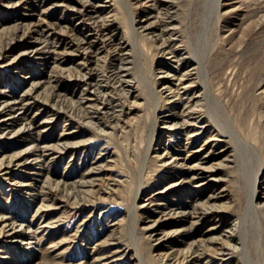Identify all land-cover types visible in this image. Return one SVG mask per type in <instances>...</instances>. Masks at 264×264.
<instances>
[{
	"label": "rangeland",
	"instance_id": "obj_1",
	"mask_svg": "<svg viewBox=\"0 0 264 264\" xmlns=\"http://www.w3.org/2000/svg\"><path fill=\"white\" fill-rule=\"evenodd\" d=\"M83 1L0 0V45H4L5 39L10 37L12 23L19 20L43 27L44 34L48 30L53 31L49 41L55 35L68 41L66 34H84L86 31L81 30L78 17L70 14L72 7H81ZM86 2L87 7L88 4L99 3L101 10L98 14L115 17L112 29L114 40L126 44L121 50L128 59L127 69L122 72L125 81L106 86V92L115 98L114 102L121 103H114L113 117L109 110H101L97 117L100 123L93 121L96 118L88 121L56 107L57 115L53 120H43L50 115L52 106L45 103L48 110H42L38 117L42 121L40 135L49 142H55L54 138L62 135L61 140L67 143L68 149L60 160L40 166L38 173L36 166L32 169H20L16 165L10 167L18 171L13 175L10 172V178H25V193L23 195L18 189L19 185L12 187L11 195L9 191L0 190V205L13 206L11 210L8 208L11 213L23 218L24 226L28 225V228L22 232V241L28 242L18 241L8 245L4 252L0 249L1 264H88L96 250L104 251L103 243L99 241L105 240L109 243L105 244L108 247L118 245V253L117 259L111 258L104 264H165L162 257L166 252L175 257L179 264H200L206 256L182 259L187 244L196 241L195 244L203 243L212 249L218 245L223 229L229 224H233V238L229 249L232 252L226 254V257L229 255L226 258L229 259L228 264H264V203L261 202L264 192L259 193L256 217L250 213L246 214L245 219L243 217L249 190L247 186L255 166L252 145L262 158V170L256 182L259 190H264V19L257 20L256 14L264 8V0H222L218 11L212 9L214 0H172L173 7L168 4L161 8L162 14L168 11L167 14L173 15L176 23L177 31L171 36L169 50L160 47L157 38H148L154 32H151L154 24L141 28L136 23L140 31L137 36L134 35L130 29L127 0ZM147 10L137 12L135 19L143 16L141 23H147L152 19L144 17ZM153 13L152 10L151 15ZM34 43L41 45L43 40L40 38ZM65 45L67 50L72 49ZM21 49L16 47L12 51L18 56L11 63L9 57L12 54L0 55V87L6 96L21 94L33 77L39 81L37 91L43 93L48 84L54 83L51 75L60 67L72 69L77 66L74 63L77 60L73 61V54L70 53L69 59L58 62L59 56L51 59L43 56L47 52L39 56L35 51L19 54ZM99 50V65L107 68L111 65L108 57L118 51L112 45L101 46ZM200 61L207 71V80L212 89L211 95L202 99L205 102L204 111L217 125L212 126L213 122L210 121L203 126L195 145L203 142L209 130L219 127L223 131L224 135L215 145L217 152L207 156L204 161L206 166L214 165L217 177L199 176L195 182L182 181L170 186L168 183L180 178L176 174L179 167L169 161L170 153L160 159L156 155L164 143L185 140L181 128L169 126L179 117L168 116L171 112L181 111L183 102L179 97L172 101L167 99V94L184 89L163 87L162 81L166 80L162 76L163 70H191L189 78L193 83L187 86V93H197L201 90ZM154 88L162 91V95L154 93ZM79 89L66 79L60 84L57 101L65 106L74 105L79 98ZM155 105L158 108L154 115ZM5 114L0 113L1 116ZM0 121V127H4L5 120ZM17 127L18 124L13 126L14 129ZM237 134L243 143L233 137ZM0 139V153L19 151L26 141L22 136L14 138L18 144L8 149L7 137ZM235 141L237 152L234 150ZM238 154L240 160L245 159L244 165L240 163ZM91 165H94V169L87 178L92 184L81 186L80 190L92 191V195L78 204L79 213L73 215L69 213L73 203L72 185L82 178ZM61 173L64 177L60 176ZM55 180H59L58 186H55ZM1 181L4 185L8 184L9 178H0ZM63 183L65 188L61 185ZM164 186L170 189L166 190ZM189 191L198 192L200 204L202 201L214 205L220 216L214 219L208 212L200 221L201 229L196 228L189 235L185 234L187 230L173 233L175 228L190 226L189 215L174 216L173 213L165 218L153 206L167 202L178 206L186 198H191L187 197ZM212 192L216 198L208 200L206 195ZM41 197L45 198V203L40 200ZM52 201L54 204L46 208L43 216L37 214L33 219L38 203L48 204ZM155 220L159 228L149 236L146 227ZM213 222L216 228L206 229ZM241 231L248 257H244L241 251ZM95 243H98L97 247L93 248ZM219 257L221 254L206 264L219 262Z\"/></svg>",
	"mask_w": 264,
	"mask_h": 264
},
{
	"label": "bare ground",
	"instance_id": "obj_2",
	"mask_svg": "<svg viewBox=\"0 0 264 264\" xmlns=\"http://www.w3.org/2000/svg\"><path fill=\"white\" fill-rule=\"evenodd\" d=\"M86 1L87 0L83 1L81 7H72L70 11L71 15L78 17L81 25V30L83 29L86 31L84 34H80V36H72L71 33H65L66 38L67 36L69 38L68 41H64V37L58 39V37H56L57 35L53 36V39L49 41L50 35H53V31L48 30V32L44 34L43 27L35 26L33 22H22V20H19L20 22L12 23L9 28L10 37L5 39L4 45H0V55L4 54V56L12 54V51L16 47H20L22 49L19 51V54H22L26 51H35V53H38L40 56V54L43 55L44 52H47V54L43 55L44 57H51V59H55L57 56H59L61 58L58 62H63L69 59L68 54L70 53L73 54L72 60H77L76 62H74L77 63V66L75 68H64V66H62L57 71H55L51 75L54 83L48 84L43 93L37 91L39 85L37 77H33L32 79H30L29 86L23 89L21 94H19L18 96H6L4 95V89L0 87V113L6 112L5 116L0 115V120H5L3 122L4 127H0V138L4 136L7 137L6 140H8V149H11L10 146L18 144L15 139L19 138V136L26 138L22 149H20L19 151L12 150L7 153H0V178L2 180H7L9 178L8 184L4 185L2 181L0 182V190H3V192L9 191L10 195L12 193V187L15 185H19L18 189L24 195L25 187L23 185L26 184L24 181L25 178L23 177L19 176L20 179H14L12 177L10 178V172L12 173V175L18 172L17 170L13 171L10 169L12 165H16V167L20 169H32L36 166L35 171L38 173L40 172V166L46 163L49 164L53 161L60 160L68 149L67 143L61 140L63 138L62 135L56 136V138H54L55 142H49L47 139L43 138V135H40V122L42 121L39 120L38 117L41 114L42 110H48V106L45 103H51L53 107L50 105V115H46L43 120H53V118L57 115L55 113V107L59 110L68 111L71 114H75L80 118H87L88 121L96 118L93 119V121L98 123H100V119L97 117L98 114H100L101 110H109L111 116H114L113 105L114 103H116L114 102L115 98L110 96L108 92H106V86H112L113 84L125 81V76L122 72L126 71L127 69L128 59H126V57L122 55L121 50L126 44L124 43V41L114 40V31L112 29L114 26L115 17L98 14L101 10V8L98 7L99 3L88 4L87 7ZM130 1L131 2L127 0L128 8H126L128 9L130 16V29L133 31L134 35L137 36L138 32L140 31L138 30L136 23L140 24L139 26L141 28H146V26L154 24L155 27L153 26V29H151V32H154L148 38H157L159 41L158 45L160 47L162 46V48L164 49L169 50V45L172 41L171 36L172 34H176L177 31L176 23L173 19L174 16L171 14H167L168 11H165V15H163L161 8L162 6L165 7L164 5L168 4H171V6L173 7L172 0ZM221 1L222 0H214V4L212 5V9L214 11H218L219 6L221 5ZM110 5L111 4H109V6ZM149 8L154 11L153 15H151L152 10H150ZM144 10H147L144 17H151L152 19L147 23L142 24L141 20L143 19V16H139L137 17V19H135V17L137 16V12H141ZM256 14L259 18L257 20L261 21L262 19H264V8L258 10ZM40 38H42L43 40V43L41 45H39L38 43H34L36 41H40ZM65 43L68 45L67 47H72V49L67 50ZM35 44H38V46H35ZM105 45H107L108 47L112 45L113 49H116V51H118L117 53L111 54L110 58L108 57L111 65L109 64L107 68H103L102 65L100 66L99 58L97 59V53L100 51L99 48ZM138 52L141 53L140 50ZM17 56V54H12L9 57V62L11 63ZM199 68L202 72L200 82L201 90H198L197 93L193 91L190 94L187 93L188 91L186 88L188 85H191L193 83V80L189 78L192 73L191 70H189L188 68L183 69L179 72L172 69H167V71L163 70L162 76L166 78V80L162 81L163 87H167L169 89L174 88L173 90L179 87L184 89L181 92L177 89L176 92L174 91L167 94L169 95L167 99L172 101L174 99L176 100V98L179 97V99L183 102L181 111L171 112L168 116L170 118L175 116L179 117V120L174 121L173 123L169 124V126H173L174 128H181L180 130H182L185 134V140L183 142H180L178 140L176 142L177 144L172 142L164 143L161 146L159 153H157L156 155V157L160 159L161 156L170 153L169 161L176 167H179V170H177L176 174L180 176V178L177 181L168 183V185L170 186L178 185L182 181L195 182L194 180L199 176L207 175L209 178L217 177V169L213 167L214 165L206 166L204 165V161L207 160V156H211L212 153L217 152V150H214L215 145L216 142L218 140H221L222 136L224 135L223 131H221L219 127L214 130H209L203 142L199 143V145L197 146L195 145V142L199 137V130L210 121L213 122L210 115L208 113L205 114V102L204 100H202L206 99L212 93V89L209 86L207 80V71L206 69H204L202 61L199 62ZM32 76L37 75L32 74ZM66 79H68L71 85L80 88L79 94L77 96L79 98L74 103L75 106L73 104L65 106L64 104L57 101L56 97L60 95L58 91L60 90V84L66 81ZM180 84L181 86H178ZM153 91L159 96L162 95V91H158L156 90V88H154ZM117 103H119V101H117ZM158 105H155L154 115L158 108ZM29 112L33 113L31 115H28ZM15 124H18V127L14 129L13 126ZM215 125L217 124L213 122L212 126ZM169 126L167 125V127ZM6 134L8 136H6ZM233 137L237 138L239 142L243 143L238 134L234 135ZM172 139L174 141V138H172L171 136V140ZM0 142H2L1 139ZM245 143L246 142H244V144ZM236 146L237 142L235 141V152H237ZM222 149L223 148H221V150ZM252 150L255 166L253 177L249 181V184L247 186L249 190L243 210L244 219L246 214L248 213L256 217L258 213L257 202L259 201L258 198H260L259 193L264 192V190H259V186L256 182L257 175L262 170V158L259 156L256 148L253 145ZM238 158L240 163L244 165L245 159L240 160L239 154ZM93 169L94 165L88 167L82 178L78 179L76 184L72 185L71 193L73 194V203L71 208L69 209V213L73 215L79 213L80 208L78 204L82 201H87L86 197L92 195V191L84 192L80 190V187L92 184V181L87 178V176L93 171ZM206 170L208 171L206 172ZM35 171L31 172L35 173ZM60 176L64 177L63 173H61ZM47 178H49V176H47ZM198 183L199 182H197L196 184ZM59 184V180H55V186H58ZM6 185H10L9 188L5 187ZM61 185L63 188H65V183ZM164 188H166V190L170 189L169 186H164ZM189 192L190 194L187 195V197L190 196L191 198H186V200H184L178 206H175V204L168 202L155 203L157 205L153 206L155 207L154 209L162 212L165 218L172 216L173 213H175L174 216L189 215L190 226L188 228H175L174 230H172L173 233H181L183 230H187L185 231V234L189 235V233H194L196 228L201 229L200 221L202 220V217L208 212L210 213L211 218L217 219L220 216L218 210L214 207V205L204 204L202 201L200 204V202L197 200V198L199 197L198 192ZM137 195L138 194L136 193V196ZM206 197L208 198V200H214L216 198V194L212 192L211 194H207ZM40 200L45 203V198L41 197ZM261 202L264 203V200H261ZM43 203H38L36 205L35 212L32 216L33 219L36 218L37 214L43 216L46 208H48L51 204H54L53 201L48 204ZM139 207H141V204L139 205ZM8 208H13V206L7 205V207H4L0 205V249L3 250V252L6 251L5 248H7L8 245L18 243V241H22L24 238L22 232L26 231L28 228V225L24 226L23 218L19 215L11 213V209L9 210ZM176 208H179L180 210H176ZM40 216H38L39 223ZM232 225L233 224H229L226 228L223 229L222 234L220 235V242L217 246L212 247V249L208 245H205L203 243L195 244L196 241H190L184 249L182 259L187 258V256H193L194 259H199L202 256H206L205 259L200 263L206 264L209 260H212L214 256H216L217 254H221V257H219L220 261L215 264H228L229 259L226 258H229V255L232 252L229 251L230 247H232ZM146 228V234L151 236L154 232L157 231L159 226L157 221L155 220ZM213 228H216V226H214V222L210 223L206 227V229L208 230H213ZM242 234L243 231L240 232V238ZM201 235L202 234H200L198 237L200 238ZM202 239L203 238H201V241H203ZM23 242L27 243L28 241L25 240L22 241V243ZM99 242L103 243L102 246L104 248V251L98 249L96 250V252H94V254L92 253L93 257L90 261H88V264H99L100 262L104 264L111 258L117 259L116 254L118 253V245L115 247H108L105 245H109V243H107V240ZM239 243L240 246H242L241 251L243 253V256L248 257V248L245 247L244 237L240 239ZM97 244L98 243H95L93 248H96ZM226 254L229 255L226 257ZM2 256H5V254ZM162 262H165V264H179V261L175 257L173 258L172 256H170V254L167 252L163 255ZM1 263L2 262H0V264Z\"/></svg>",
	"mask_w": 264,
	"mask_h": 264
}]
</instances>
